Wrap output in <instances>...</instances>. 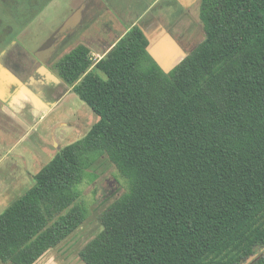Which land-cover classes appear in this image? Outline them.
I'll use <instances>...</instances> for the list:
<instances>
[{
    "label": "trees",
    "instance_id": "16d2710c",
    "mask_svg": "<svg viewBox=\"0 0 264 264\" xmlns=\"http://www.w3.org/2000/svg\"><path fill=\"white\" fill-rule=\"evenodd\" d=\"M18 1L24 28L45 4ZM200 18L204 42L169 73L137 25L96 63L84 45L54 61L100 120L0 214V262L35 264L74 234L105 163L128 190L85 264H243L264 247V0H201Z\"/></svg>",
    "mask_w": 264,
    "mask_h": 264
},
{
    "label": "rangeland",
    "instance_id": "374dc122",
    "mask_svg": "<svg viewBox=\"0 0 264 264\" xmlns=\"http://www.w3.org/2000/svg\"><path fill=\"white\" fill-rule=\"evenodd\" d=\"M87 1L89 2V0H33L32 4L38 6L45 4V7L34 17L27 27L21 28L20 23L13 22L10 16V13H12L14 9L13 4L19 3L20 1L0 0V55L12 42H14V45L23 42L31 50H37L63 22L69 19L70 16H73V11L77 13L78 11L84 10ZM104 1L110 12L108 15L113 18L114 21L109 17V19L101 17L96 20L93 24L94 26L92 25L89 29L87 22L90 17L86 14L87 10L85 9L86 11L81 18L83 22L80 26L82 27L80 30L81 32H78V39L73 40V42L69 39L67 41L69 45L63 51L61 50L64 42L63 38L65 36L55 44L53 53H55L56 56L58 55L57 59L62 58L75 47L84 45L90 49L93 61L95 63L98 62L109 53V50L117 43L121 34L132 25V21L142 15H145V18H149L151 15L155 14V17H158L161 23H163L162 26L168 28H162V32L167 33L171 41L177 42V45L180 46L186 54L188 52H194L205 40L206 35L200 18L201 1L196 6L187 10V12L180 10L175 0ZM173 2H176V4L174 5ZM160 26L158 25L159 30H161L162 27ZM158 51L160 55L167 57V55L172 53V48L166 43L165 45L162 43ZM160 64L168 71L167 73H169L177 63L169 60V62H161ZM78 100L79 106L83 107H80L81 111H90V113L97 117L83 101L79 98ZM68 108V106L65 108L66 111H68ZM31 119L34 121L35 118L32 117ZM3 123L5 122H2V125ZM47 123L48 121L43 126ZM90 123L91 120L84 119L83 124L85 127L81 130L85 132L89 129ZM2 125L0 124L1 127ZM7 126L2 128L8 130L7 128L10 127L9 125ZM16 129L18 128L15 127V130ZM37 136L38 134H35L33 138L30 139L32 144L34 143L42 147H50L52 145L53 138H49L48 135L44 136V138H37ZM79 139L81 138H66L64 142H57L55 147L58 150L51 151L50 149L48 157L54 158L62 148ZM98 174L100 177L95 183L86 182L81 186L83 192L82 202L89 210L87 221L68 239L62 242L57 248L47 252L35 264H85L80 257V253L103 231V227L99 221L100 215L128 190V182L118 173L114 165L105 163L103 166H100ZM18 198L21 197L15 195L8 201L7 205H12ZM262 256H264V247L258 248L255 255L243 264H250L252 261ZM0 264L4 263L0 262Z\"/></svg>",
    "mask_w": 264,
    "mask_h": 264
},
{
    "label": "crops",
    "instance_id": "0c3cea01",
    "mask_svg": "<svg viewBox=\"0 0 264 264\" xmlns=\"http://www.w3.org/2000/svg\"><path fill=\"white\" fill-rule=\"evenodd\" d=\"M175 1L180 10L187 12L201 0ZM144 16L134 19L130 27L137 25L143 30L150 43L149 53L160 67L168 72L161 66V62L172 60L177 63L176 67L190 53H184L177 42L171 41L167 33L162 32V28H168L162 26L163 23L155 14L149 18ZM110 19L114 21L113 18ZM162 43L172 48V53L167 57L159 54L158 48ZM43 63L37 61L25 71L16 72L0 61V124L5 122L2 127L9 125L13 129L6 130L0 126V214L11 206L7 204L12 197H22L34 187L35 176L56 157L48 156L50 149L58 150L55 147L57 142H64L66 138H84L100 120L84 101L97 117L90 111H81L80 107H83L77 102L79 97L52 72L43 71L46 67ZM66 105L69 107L68 111L65 109ZM32 117L35 118L34 121ZM84 119L91 120L90 127L85 132L81 130L85 127ZM15 127L18 129L15 130ZM35 134H38L37 138H44L46 135L53 138L52 145L42 147L32 144L30 139Z\"/></svg>",
    "mask_w": 264,
    "mask_h": 264
},
{
    "label": "flooded vegetation",
    "instance_id": "af4514ba",
    "mask_svg": "<svg viewBox=\"0 0 264 264\" xmlns=\"http://www.w3.org/2000/svg\"><path fill=\"white\" fill-rule=\"evenodd\" d=\"M85 7H86L85 9L87 10L86 14H88L89 17L92 18V19L89 18L88 22H87V24H88L87 26H88L89 29L94 24V22L96 20L100 19L101 17H106V19L110 18L109 15H108L110 12H109V9L107 8L104 0H89V2L88 1L86 2V6ZM85 9L82 10V15L86 11ZM74 14H75V11L72 12V15H74ZM82 22L83 21L81 19L74 28H72L68 33H66V35L63 34L62 36L58 37L57 41L62 40V38L65 36L63 38L64 42L62 44V50L61 51L65 50L66 47H68L69 44H67L68 43L67 41L69 39H71L72 42H73V40L78 39L77 38L78 35H79L78 32L82 28V27H80ZM54 33H52L49 36V38L46 40V42L52 38ZM37 50H31L23 42H20V43H18L16 45H14V42H12L10 45L7 46V48L0 55V61L4 65H6L7 67L11 68L12 70H14L16 72L25 71L28 67L31 66L32 63H35L37 61L38 62L39 61H41V62L43 61L44 62L43 65H46L49 68V70H50L51 65L54 63V61L57 60V56L58 55L56 56L55 53L51 52L48 55H46L44 59H41V58L38 59L37 57H35V52Z\"/></svg>",
    "mask_w": 264,
    "mask_h": 264
},
{
    "label": "water",
    "instance_id": "95a60500",
    "mask_svg": "<svg viewBox=\"0 0 264 264\" xmlns=\"http://www.w3.org/2000/svg\"><path fill=\"white\" fill-rule=\"evenodd\" d=\"M81 12L78 11L73 16H71L69 19H67L60 27L59 29L54 33L52 38L48 40L46 43H44L36 52L35 57L44 59L46 55L54 51V46L57 42L58 37L62 36L72 28H74L78 22L81 19ZM47 67V66H46ZM43 68V71L51 72L49 68L47 67ZM48 69V70H47Z\"/></svg>",
    "mask_w": 264,
    "mask_h": 264
}]
</instances>
